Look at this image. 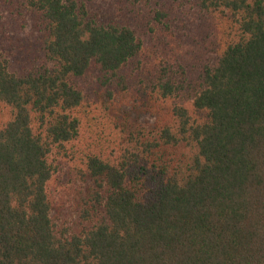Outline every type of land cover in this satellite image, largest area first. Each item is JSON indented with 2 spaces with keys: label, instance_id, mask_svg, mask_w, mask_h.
<instances>
[{
  "label": "trees",
  "instance_id": "obj_1",
  "mask_svg": "<svg viewBox=\"0 0 264 264\" xmlns=\"http://www.w3.org/2000/svg\"><path fill=\"white\" fill-rule=\"evenodd\" d=\"M95 1L22 0L38 35L17 52L0 23V264H264V0H170L214 22V54L150 74L136 29ZM170 9L152 12L168 35ZM87 76L156 105V125L103 108L99 126ZM62 159L88 185L71 231L47 190Z\"/></svg>",
  "mask_w": 264,
  "mask_h": 264
},
{
  "label": "rangeland",
  "instance_id": "obj_2",
  "mask_svg": "<svg viewBox=\"0 0 264 264\" xmlns=\"http://www.w3.org/2000/svg\"><path fill=\"white\" fill-rule=\"evenodd\" d=\"M180 8L170 0H96L93 8L104 13L113 14L120 19L128 20L137 34L143 40V49L139 59L142 61L143 71L152 73L160 64L183 61L188 69L199 66L214 54L215 28L214 22L197 14L194 2L179 3ZM175 9L171 15L173 34L168 35L164 27L168 23L156 21L154 10L166 11ZM31 13L26 9L22 0H0V23L9 27L6 35L14 36L12 43L15 48L21 42L25 47L33 44L37 37L34 31ZM170 19V20H171ZM184 21L187 27L181 25ZM7 47V42L0 43V47ZM19 48H16V52ZM15 52V50H14ZM16 60V57L13 58ZM94 77L81 79L86 90V98L90 104L89 110L100 119L99 126L108 120L103 108L111 109V118L119 124L129 123L127 130H145L156 125L158 108L148 104L145 99L131 94H116L108 101L99 90L98 81ZM9 112L0 107V124L8 118ZM124 129L125 127L120 126ZM126 130V129H125ZM78 164L62 159L59 161V171L48 183V195L51 202V217L56 228L71 231L78 223V210L88 185L81 181L77 172Z\"/></svg>",
  "mask_w": 264,
  "mask_h": 264
}]
</instances>
